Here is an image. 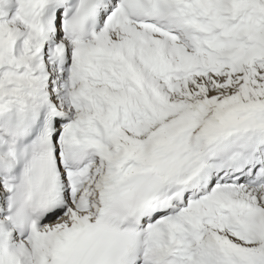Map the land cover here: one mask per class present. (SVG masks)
Listing matches in <instances>:
<instances>
[{"label":"snow or ice","instance_id":"snow-or-ice-1","mask_svg":"<svg viewBox=\"0 0 264 264\" xmlns=\"http://www.w3.org/2000/svg\"><path fill=\"white\" fill-rule=\"evenodd\" d=\"M0 264H264V0H0Z\"/></svg>","mask_w":264,"mask_h":264}]
</instances>
